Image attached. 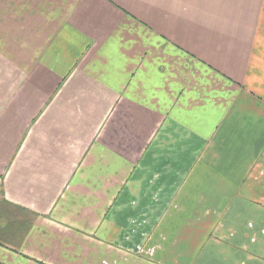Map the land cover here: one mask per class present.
<instances>
[{
    "label": "crops",
    "instance_id": "0c3cea01",
    "mask_svg": "<svg viewBox=\"0 0 264 264\" xmlns=\"http://www.w3.org/2000/svg\"><path fill=\"white\" fill-rule=\"evenodd\" d=\"M163 262L264 264V0H0V264Z\"/></svg>",
    "mask_w": 264,
    "mask_h": 264
},
{
    "label": "rangeland",
    "instance_id": "374dc122",
    "mask_svg": "<svg viewBox=\"0 0 264 264\" xmlns=\"http://www.w3.org/2000/svg\"><path fill=\"white\" fill-rule=\"evenodd\" d=\"M222 220H217V227H219L218 229L219 230H223V229H226L227 228V225H225V223L224 222H221ZM221 239H223V238H221ZM221 239H219V238H213V240H215V241H218V242H222V240ZM214 244H216V245H219L220 243H215V242H213ZM160 254L159 253H156V252H154V253H152V255H151V257H153V260H155V258H156V256H159ZM162 255V254H161ZM159 259V258H158ZM166 263V262H165ZM158 264V263H157ZM160 264H162V263H160ZM163 264H164V262H163Z\"/></svg>",
    "mask_w": 264,
    "mask_h": 264
}]
</instances>
